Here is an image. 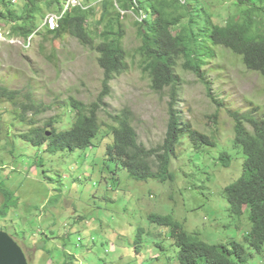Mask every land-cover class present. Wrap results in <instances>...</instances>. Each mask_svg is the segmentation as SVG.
Returning <instances> with one entry per match:
<instances>
[{
  "label": "rangeland",
  "instance_id": "374dc122",
  "mask_svg": "<svg viewBox=\"0 0 264 264\" xmlns=\"http://www.w3.org/2000/svg\"><path fill=\"white\" fill-rule=\"evenodd\" d=\"M190 1L199 8L193 15L199 21L210 16L213 23L226 25L229 18L242 16L236 0ZM23 5L17 0L18 10ZM135 19L133 12H126L128 68L113 81L112 95L98 114L101 135L91 148L57 154L22 135L31 131L30 122L43 127L59 117L55 127L69 130L75 120L71 100H98L103 71L97 54L72 36L55 40L38 35L24 47V40L8 38L0 27V86L22 91L37 106V113L29 112L23 124L11 103H0V213L9 212L0 218V231L23 249L28 264H180L169 229L149 219L171 215L189 235L208 244L237 243L251 256L247 264H264V254L257 255L246 243L252 231L250 213L233 216L225 195L242 177L246 159L233 145L236 123L230 113L264 121V78L247 70L240 57L206 44L214 56L204 71L223 106L178 63L179 113L193 131L209 136L214 147L194 150L189 136L183 137L170 165L174 182L135 181L107 160L106 147L112 143L108 126L115 123L111 115L124 109L132 111L139 142L147 148L162 145L168 132L169 92L155 93L142 73ZM221 154L230 156L229 168L222 167Z\"/></svg>",
  "mask_w": 264,
  "mask_h": 264
},
{
  "label": "trees",
  "instance_id": "16d2710c",
  "mask_svg": "<svg viewBox=\"0 0 264 264\" xmlns=\"http://www.w3.org/2000/svg\"><path fill=\"white\" fill-rule=\"evenodd\" d=\"M69 1L22 0L24 5L18 10L17 0H0V27L5 36L24 40V47L38 35L55 40L72 36L81 46L97 54V64L103 71V90L96 102L85 104L73 99L69 103L75 113L72 128L58 130L55 125L61 122L60 117L43 127H38L35 121L30 122L32 129L22 138L36 147L47 146L51 154L91 148L93 139L101 135L98 114L107 105L105 99L112 95L113 81L128 68V51L124 45L127 11L137 18L134 24L140 45L135 51L141 58L142 73L148 76L155 93L163 94L168 90L170 98L167 136L157 148L149 149L139 142L130 109L111 115L115 123L108 126L112 143L106 147L107 160L126 170L135 181L174 182L170 165L177 145L185 136H189L194 150L214 147L209 136L193 131L182 120L178 110L182 84L175 71L178 63L182 62V69L205 85L210 99L220 106L223 105L214 95L204 71L208 60L214 56L206 44L229 50L241 58L247 70L264 78V0H236L242 7L241 17H231L226 25H221L206 16L203 21L207 22L202 29L197 27L199 23L203 25V21L193 17L199 8H193L190 0L184 5L177 0H103L98 4L85 0L86 9L75 7L66 12ZM52 13L62 17L55 30L46 25ZM143 15L146 17L142 18ZM1 102L11 103L23 124L28 121L29 112L37 113L36 102L29 95L24 99L22 91L0 86ZM230 114L236 123L233 145L242 150L246 159L242 177L225 189V195L233 216L250 213L252 231L246 243L257 255H263L264 121L238 112ZM246 123L251 130L246 128ZM48 128H53L51 136H48ZM219 161L224 168L231 165L227 154H221ZM7 196L11 197L9 193ZM8 213H0V218ZM149 219L169 229L180 264H247L251 259L247 250L237 243L208 244L195 234L189 235L171 215H151Z\"/></svg>",
  "mask_w": 264,
  "mask_h": 264
},
{
  "label": "water",
  "instance_id": "95a60500",
  "mask_svg": "<svg viewBox=\"0 0 264 264\" xmlns=\"http://www.w3.org/2000/svg\"><path fill=\"white\" fill-rule=\"evenodd\" d=\"M48 136H51L49 132ZM0 264H28L23 249L8 234L0 231Z\"/></svg>",
  "mask_w": 264,
  "mask_h": 264
},
{
  "label": "built area",
  "instance_id": "2783aa9c",
  "mask_svg": "<svg viewBox=\"0 0 264 264\" xmlns=\"http://www.w3.org/2000/svg\"><path fill=\"white\" fill-rule=\"evenodd\" d=\"M181 5L185 4L186 0H177ZM75 7H85L84 4L81 2V0H70L67 5V10H70ZM146 17L145 15L142 16V18ZM62 17H60L57 14H52L47 17L46 25H49L53 30H55L58 27V22L61 20Z\"/></svg>",
  "mask_w": 264,
  "mask_h": 264
},
{
  "label": "clouds",
  "instance_id": "9594fccd",
  "mask_svg": "<svg viewBox=\"0 0 264 264\" xmlns=\"http://www.w3.org/2000/svg\"><path fill=\"white\" fill-rule=\"evenodd\" d=\"M83 4H84V8L83 7H81L82 9H86V4L83 2ZM32 42V41H31ZM27 258V257H26ZM28 259V258H27Z\"/></svg>",
  "mask_w": 264,
  "mask_h": 264
},
{
  "label": "crops",
  "instance_id": "0c3cea01",
  "mask_svg": "<svg viewBox=\"0 0 264 264\" xmlns=\"http://www.w3.org/2000/svg\"><path fill=\"white\" fill-rule=\"evenodd\" d=\"M51 242V241H50Z\"/></svg>",
  "mask_w": 264,
  "mask_h": 264
}]
</instances>
